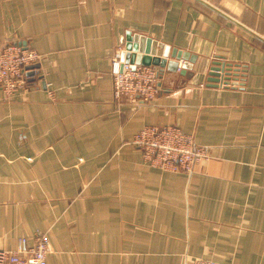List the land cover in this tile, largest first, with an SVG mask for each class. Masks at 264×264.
<instances>
[{
    "label": "crops",
    "instance_id": "0c3cea01",
    "mask_svg": "<svg viewBox=\"0 0 264 264\" xmlns=\"http://www.w3.org/2000/svg\"><path fill=\"white\" fill-rule=\"evenodd\" d=\"M205 1L264 38V0ZM127 31L187 51L191 75L156 66L153 100L115 99ZM8 41L41 60L0 91V249L41 230L47 264H264V42L197 0H0ZM216 56L239 68L228 86L207 80ZM148 124L209 156L150 164L130 142Z\"/></svg>",
    "mask_w": 264,
    "mask_h": 264
},
{
    "label": "built area",
    "instance_id": "2783aa9c",
    "mask_svg": "<svg viewBox=\"0 0 264 264\" xmlns=\"http://www.w3.org/2000/svg\"><path fill=\"white\" fill-rule=\"evenodd\" d=\"M41 53L16 41L0 47V91L5 97L26 90L35 78V64ZM112 91L115 99L151 101L159 93V69L153 65L134 64L112 58ZM131 144L140 149L150 164L168 171L190 172L193 165L209 156L208 148L197 144L190 133L173 124H148L132 137ZM50 251L48 235L37 230L19 237L13 249H0V264H47ZM195 264H223L209 258H198Z\"/></svg>",
    "mask_w": 264,
    "mask_h": 264
},
{
    "label": "water",
    "instance_id": "95a60500",
    "mask_svg": "<svg viewBox=\"0 0 264 264\" xmlns=\"http://www.w3.org/2000/svg\"><path fill=\"white\" fill-rule=\"evenodd\" d=\"M197 1L206 5L208 8L225 17L232 23L245 29L258 40L264 42L263 37L251 31L241 23L235 21L233 18L229 17L210 3L206 2L205 0ZM168 54H170V57L174 59L167 60L165 57L168 56ZM216 57L219 59H214L212 65L209 67L207 80L209 84L215 86H228L232 73L234 72V74H236L239 68L231 63L222 61L221 56ZM120 59L124 60L125 62H130L132 65L144 64L159 66L161 70L164 67L169 71H175L177 68H179L178 70L181 74L189 77L191 75V71L188 72V70L191 69V62L193 61L194 56H190L187 51H182L181 49H177L175 47L170 48L168 45L158 43L155 39L150 37L127 31L124 49L120 52ZM179 59L183 60V63H181L180 67L178 62ZM38 66V63L35 64V67Z\"/></svg>",
    "mask_w": 264,
    "mask_h": 264
},
{
    "label": "rangeland",
    "instance_id": "374dc122",
    "mask_svg": "<svg viewBox=\"0 0 264 264\" xmlns=\"http://www.w3.org/2000/svg\"><path fill=\"white\" fill-rule=\"evenodd\" d=\"M33 67L35 68L34 74L37 76L38 71H39V66L38 67H35V65H34ZM34 79L30 82V85H29V87L26 90H28L29 88H31L36 83V81ZM26 90H22V91H26ZM11 97H5L4 95L2 96L3 99H8V98H11Z\"/></svg>",
    "mask_w": 264,
    "mask_h": 264
}]
</instances>
